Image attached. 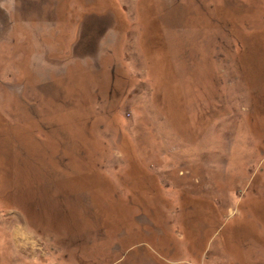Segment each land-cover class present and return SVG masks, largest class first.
Segmentation results:
<instances>
[{
    "label": "rangeland",
    "instance_id": "obj_1",
    "mask_svg": "<svg viewBox=\"0 0 264 264\" xmlns=\"http://www.w3.org/2000/svg\"><path fill=\"white\" fill-rule=\"evenodd\" d=\"M0 264H264V0H0Z\"/></svg>",
    "mask_w": 264,
    "mask_h": 264
}]
</instances>
